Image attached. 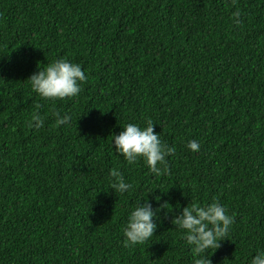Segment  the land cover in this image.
Instances as JSON below:
<instances>
[{
  "label": "trees",
  "instance_id": "1",
  "mask_svg": "<svg viewBox=\"0 0 264 264\" xmlns=\"http://www.w3.org/2000/svg\"><path fill=\"white\" fill-rule=\"evenodd\" d=\"M59 58L87 79L41 98L27 78ZM149 120L174 148L158 175L112 147ZM158 196L172 211L125 247L129 211ZM213 201L233 223L209 264H248L264 249V0H0V264H194L171 218Z\"/></svg>",
  "mask_w": 264,
  "mask_h": 264
},
{
  "label": "clouds",
  "instance_id": "2",
  "mask_svg": "<svg viewBox=\"0 0 264 264\" xmlns=\"http://www.w3.org/2000/svg\"><path fill=\"white\" fill-rule=\"evenodd\" d=\"M27 79L31 90L41 98L64 99L77 96L87 76L80 64L59 58L48 63L43 69L38 68V71ZM69 119L68 114L63 116L57 114L56 123L57 125L66 124ZM32 120L35 128L42 127L43 121L39 115H34ZM111 137L112 147L129 164L136 162L138 158H143L150 172L157 175L161 171L157 165L163 164L165 156L174 151V148L162 144L157 132L153 130L151 120L144 127L136 123H127L118 134L113 133ZM187 147L196 151L200 145L190 140ZM109 188L114 193L124 194L131 189V185L125 181L119 171L111 170ZM156 197L154 198L155 208L148 199H143L141 202L140 198L129 211L123 227L125 247L142 244L149 240L154 235L161 209L166 212L172 211V208L168 207L170 204L167 200L161 201L159 196V199ZM171 223L183 230L185 242L196 257L194 264H209L211 261L206 255L207 250H216L219 242L228 237L233 217L227 214L224 206L213 201L204 206L193 204L191 207H183L178 215L172 216ZM248 264H264V249H257Z\"/></svg>",
  "mask_w": 264,
  "mask_h": 264
}]
</instances>
